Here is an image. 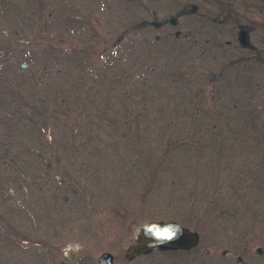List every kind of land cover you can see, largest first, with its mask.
<instances>
[{
    "label": "rangeland",
    "instance_id": "374dc122",
    "mask_svg": "<svg viewBox=\"0 0 264 264\" xmlns=\"http://www.w3.org/2000/svg\"><path fill=\"white\" fill-rule=\"evenodd\" d=\"M197 1L0 0V264H264V0Z\"/></svg>",
    "mask_w": 264,
    "mask_h": 264
},
{
    "label": "water",
    "instance_id": "95a60500",
    "mask_svg": "<svg viewBox=\"0 0 264 264\" xmlns=\"http://www.w3.org/2000/svg\"><path fill=\"white\" fill-rule=\"evenodd\" d=\"M22 69L26 64L20 65ZM217 78L216 74L211 75L210 80ZM199 236L195 231L179 225L175 221H147L139 225L134 241L129 244L125 250L124 256L131 260L138 255L148 254L153 250L174 251L188 250L198 244ZM74 246L70 245L67 250L68 259H72ZM207 253V250H204ZM257 254H262L260 248L256 249ZM98 264H113V256L109 252H104L98 257ZM57 264H67L60 261ZM235 264H247L240 256L236 257Z\"/></svg>",
    "mask_w": 264,
    "mask_h": 264
},
{
    "label": "trees",
    "instance_id": "16d2710c",
    "mask_svg": "<svg viewBox=\"0 0 264 264\" xmlns=\"http://www.w3.org/2000/svg\"><path fill=\"white\" fill-rule=\"evenodd\" d=\"M209 1L210 0H208L207 2H209ZM211 2L212 3H210V4L212 5V7L213 8H216L217 10H221V9L223 10V8H231L232 7L230 4H228L230 2H225L224 0H211ZM194 3H198V1L197 0H194ZM193 5H198V4H193ZM202 5H203V2H202ZM211 5L209 7H211ZM226 5H228V6L226 7ZM195 9L196 8H190L189 11H187V13L190 12L192 14V12H195ZM232 11L238 16V18H244V16H241V15L239 16V13H238L239 11L238 10L237 11L232 10ZM245 33L246 32L244 30H242V31L241 30H238V31H236V36H237V38H239L240 36L245 35ZM12 67H14V66H11L9 68H12ZM4 71H6V70H4ZM0 83H3V80H0ZM3 86H5L4 83L1 84V87H3ZM4 92L5 91H2V89L0 88V105L3 103V100H5V96L2 95ZM8 95H9L10 98H13L15 96V93H14L13 90H10L9 93H8ZM9 99H8V101H9ZM21 104H26V103L23 102ZM39 106H40V104H33V106H30L28 108H29V110H32L34 112V111L39 110ZM43 108L45 109L46 106L43 107ZM5 128H6L5 129L6 130V133H8V132L11 131V130L8 129L7 126ZM1 138L2 137H0V150L2 151V152H0L1 153V156H0V172H2V170L4 169L3 166L4 165L6 166L7 163L9 164V162H10V158L8 156L9 152H11V151H13V149H15V146H10V144L9 145L8 144L5 145L4 144V141H3V138L2 139ZM5 140L8 143V140L7 139H5ZM30 157H32V155L29 154V153H27L26 155H24L23 160H21V164L23 166H25V169H28V170L30 169L31 166H33V168H34V164H35V159L32 157V159L30 160ZM14 159L15 160H14L13 163H18V161H20V156H18L16 154V155H14ZM35 165H40V164L37 163ZM45 169H47V168L45 167ZM5 170H7V167H5Z\"/></svg>",
    "mask_w": 264,
    "mask_h": 264
},
{
    "label": "flooded vegetation",
    "instance_id": "af4514ba",
    "mask_svg": "<svg viewBox=\"0 0 264 264\" xmlns=\"http://www.w3.org/2000/svg\"><path fill=\"white\" fill-rule=\"evenodd\" d=\"M255 252H256V250H255ZM223 254L225 253V252H222ZM247 263V262H246Z\"/></svg>",
    "mask_w": 264,
    "mask_h": 264
}]
</instances>
